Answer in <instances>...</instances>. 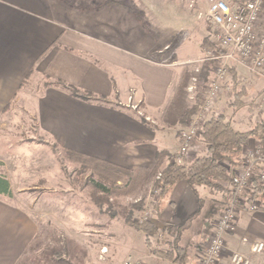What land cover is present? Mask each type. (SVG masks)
I'll use <instances>...</instances> for the list:
<instances>
[{
	"label": "crops",
	"instance_id": "1",
	"mask_svg": "<svg viewBox=\"0 0 264 264\" xmlns=\"http://www.w3.org/2000/svg\"><path fill=\"white\" fill-rule=\"evenodd\" d=\"M84 1L79 8H70L64 0H0V119L13 109L29 79L37 76L47 79L35 99L39 128L61 147L130 170L151 167L162 150L175 159L180 139L171 145L164 134L167 131L142 121L128 107L127 100L134 90L135 102L139 106L142 103L144 115L157 118L178 81L181 62L164 63L162 56H157L162 48L146 52L151 36L143 40L141 35L130 34L124 39L116 32L115 38L122 40L120 45L99 36L111 34L114 38L112 25L124 23L104 19L109 4L115 3L117 10L120 8L128 17L130 9L118 0ZM163 39L167 40L163 48L172 43L168 42L170 38ZM131 45L133 49L128 48ZM236 68L251 92L247 103L255 105L264 92V81L256 79L258 83L247 85L253 75L243 66ZM57 82L92 96L89 100L75 97L57 87ZM221 97L217 106L226 101ZM252 108L234 116L237 128L243 129L247 121L257 123L258 111ZM195 154L192 161L201 154L200 147ZM176 186L180 199H194L184 182ZM218 195L198 200V207L183 222L193 217L181 236L187 254L183 264L197 262L199 248L211 234L222 208L223 195ZM16 198V194L12 200L0 197V264H18L39 232L33 216ZM261 202L259 211L239 213L236 231L227 236V252L219 264H231L233 252H245L255 241L264 242V199ZM171 204L177 206L176 201ZM166 205L160 202V211ZM154 220L161 228L183 224L174 217L162 220L160 213ZM136 250L143 264H168L151 255L144 242ZM254 264H264V253L255 257Z\"/></svg>",
	"mask_w": 264,
	"mask_h": 264
},
{
	"label": "rangeland",
	"instance_id": "2",
	"mask_svg": "<svg viewBox=\"0 0 264 264\" xmlns=\"http://www.w3.org/2000/svg\"><path fill=\"white\" fill-rule=\"evenodd\" d=\"M64 1L70 8H79L85 2L84 0ZM118 1L124 7H129L130 16L128 17L125 12L121 13L120 8H118L120 11L117 10L115 3L109 4L104 12L106 14L104 19H113L118 23L124 22L123 25H112V33L117 32L123 35L124 39L130 34L134 37L141 35L142 39L151 36L147 38L150 40L146 46V52H153L154 48L157 50L162 48L160 54H157L155 50V56L161 55L164 63L168 64L175 61L181 62L178 64L181 72L185 67H190L198 74L202 66L210 61L207 60L206 49L209 47L217 49L211 43L208 28L203 21L209 7V0ZM229 1L232 4H238L247 0ZM138 21L141 25H138ZM110 35L106 37L100 34L99 36L117 45L121 44L122 40L115 38V34L114 38ZM163 38H170L168 42L172 43L163 48V44L167 41ZM160 40L162 44L159 43ZM137 41L140 43L139 39ZM158 43L160 46L157 45ZM128 48L133 49L132 45ZM229 64L231 65L229 67H233L231 63ZM211 70L210 82L214 78L215 64ZM248 79L251 83L247 85L258 83L257 80L261 79L264 81L262 77L255 76H249ZM46 82L47 79L32 76L17 97L13 109L7 111L0 119V174H5L11 181L18 204L33 216L39 227L37 237L30 244V249H27V255L19 261L20 264H52L50 258L49 260L47 258V253L58 245V241L59 245H62L63 239L77 242L76 248L73 249V258H71L73 264H125L130 258L139 260L140 264H143L136 248L145 243V236L140 230L127 223L128 217H133L134 222L137 223L136 219L146 207L151 205L154 208L155 203L161 201L167 203L160 211L162 220L174 217L183 223L198 207V196L186 181L182 182L189 186L194 196L192 201L180 199L175 192L176 185L170 187L165 194H162V189L158 188L161 190V196L154 195L152 188L157 189L156 181L161 174L159 172L156 179L143 187L126 194L123 193L124 191L120 192L111 196L108 203L102 204L100 199L104 196L102 193H96L89 184L91 169H83L71 161L61 146L39 128L35 99L40 96ZM209 83L205 84L204 90L208 88ZM196 86L197 79L192 78L187 88L189 103H194ZM190 88H193L192 92ZM130 92L127 104L136 106V110L130 109L137 112L142 121L144 119L151 127L166 130L164 134L171 145L176 138L180 139L183 127H177V129L164 127L163 120L167 117L165 114L167 104L157 118H150L142 112L143 107H140L142 103L139 106V103L135 102V91ZM223 94L224 96L220 97L226 101L233 96L231 92ZM250 94L251 92L249 96ZM130 98L133 99L130 100ZM223 108L229 109L225 101L220 102L218 106L216 104L214 110L221 111ZM226 112L228 116L233 115L231 110ZM196 114L188 121H192ZM260 114L264 112L258 111L257 115ZM245 119L248 120V116ZM246 123L243 129L252 128L255 124L249 121ZM162 136L164 139V135ZM255 142L248 148H254L258 144ZM238 168L239 166L236 167ZM121 184L122 182H118V185ZM197 190L200 198L204 200L209 198L210 194L212 197L221 194L211 193L205 187H199ZM171 201L177 202L175 208ZM152 241L155 248L158 246L165 248L169 236L167 235L165 240L158 234Z\"/></svg>",
	"mask_w": 264,
	"mask_h": 264
},
{
	"label": "trees",
	"instance_id": "3",
	"mask_svg": "<svg viewBox=\"0 0 264 264\" xmlns=\"http://www.w3.org/2000/svg\"><path fill=\"white\" fill-rule=\"evenodd\" d=\"M213 65L214 62L209 61L202 66L198 74L190 67L183 69L167 102L165 113L167 117L163 120L164 127H185L188 120L198 113L204 100V86L210 82ZM229 72L228 86L233 94L231 99L225 101L229 109L214 110L209 116L198 140L201 154L191 162H180L176 158L174 159L170 152L162 150L157 153L156 160L151 167H139L130 170L64 147L61 149L65 155L70 157L71 161L80 165L81 168L91 169L92 175L89 184L96 193H102L104 196L100 199L102 204L108 203L111 196L120 192L124 191L123 193L126 194L143 187L156 179L159 172L162 177L156 181V187L162 189V194H165L170 187L177 183L186 181L201 202L202 199L197 190L199 187H205L214 194L225 195L230 187L235 185L233 169L241 165L245 150L255 141L264 147V114L259 115L257 123L252 128L243 130L234 124L235 115L247 107L252 106L254 110L257 105L247 103L246 98L249 97V91L246 85L241 82L237 68L231 67ZM192 78L197 79L196 95L194 103H189L187 101V88ZM55 85L84 100H89V97L92 96L62 82H57ZM230 110L233 113L232 116H228L226 112ZM143 121L146 122L144 119ZM154 129L157 128L154 127ZM118 182H122V184L118 185ZM0 197L8 200L14 198L10 182L5 174H0ZM252 198L264 199V188L257 187ZM160 202L155 203L154 214L160 213ZM192 220L193 217L182 225L168 224L162 228L154 220L144 225H138L134 222L133 217H128L127 223L144 234L145 246L151 255L168 262V264H183L187 254L186 249L181 246V236L183 231L191 225ZM161 232L167 233L169 241L166 242L165 248L158 249L154 247L152 240ZM57 244L48 251V260L50 258L52 264H73L71 258H73V249L76 248L77 242L63 239L62 245H59V241ZM26 255L25 252L23 258Z\"/></svg>",
	"mask_w": 264,
	"mask_h": 264
},
{
	"label": "built area",
	"instance_id": "4",
	"mask_svg": "<svg viewBox=\"0 0 264 264\" xmlns=\"http://www.w3.org/2000/svg\"><path fill=\"white\" fill-rule=\"evenodd\" d=\"M209 31L210 41L216 50L206 49L207 60L214 62V78L205 90L204 100L195 118L188 121L180 132L178 161H192L198 151V140L203 126L213 113L220 96L230 92L229 63L233 67L243 66L249 74L264 79V0H247L232 4L229 0H209V7L203 19ZM195 81V79H194ZM193 88H190L192 92ZM133 98H130L132 100ZM123 106V103H119ZM257 110L264 107V92L256 100ZM136 110V106L128 104ZM140 114V113H139ZM235 185L223 195L222 208L217 222L207 240L199 248L195 264H219L227 252V236L237 228L238 215L242 211H259L261 198H252L257 187L264 188V147L257 144L242 155L238 169H233ZM162 174H159L160 179ZM152 188V193L161 196V190ZM155 200V199H154ZM154 209L150 205L136 219L138 225L154 220ZM160 238L167 239L164 232ZM161 249V246L157 247ZM264 253V242L255 241L245 252H233L231 264H254L255 257ZM125 264H140L132 258Z\"/></svg>",
	"mask_w": 264,
	"mask_h": 264
}]
</instances>
